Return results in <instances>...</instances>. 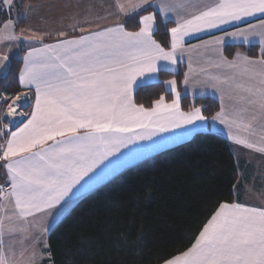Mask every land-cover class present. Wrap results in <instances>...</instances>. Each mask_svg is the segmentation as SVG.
<instances>
[{"label":"snow or ice","instance_id":"obj_1","mask_svg":"<svg viewBox=\"0 0 264 264\" xmlns=\"http://www.w3.org/2000/svg\"><path fill=\"white\" fill-rule=\"evenodd\" d=\"M12 2L0 0V6L10 12ZM145 5L156 7L152 0L117 7L129 15ZM178 7H184L182 0L176 5L161 2L159 15L176 14ZM247 18H255L257 23ZM155 21L156 15L150 13L140 16L138 31L116 24L56 43L41 41L40 47L26 52L19 83L35 90L34 105L27 123L11 132L5 145H0V160L5 162L3 167L11 185L9 193L0 188V199L7 196L14 200L19 219L39 212L51 216V210L61 202L71 201L104 182L127 163L121 150L129 149V145L189 125L193 128L186 131H195L196 123L207 119L199 107L181 110L174 79L164 82L174 95L170 103L163 95L150 108L133 100L134 90L157 83L156 74L177 63L176 53L184 37L243 21L247 22L246 28L225 31L212 43L223 44L226 37L243 38L244 43H249L250 36H260L264 49V0H216L190 18L178 19L168 30V50L153 38ZM13 24L9 19L4 27ZM0 35L17 41L34 39L16 36L14 27L12 33ZM8 61V55L0 57L3 67L8 66ZM215 67L225 71L210 77L214 86L244 107L230 117L222 97L221 111L211 119L245 130L251 129L254 122L264 127V52L258 60L239 55L228 60L221 55ZM0 99L6 102L8 97ZM26 100L27 94L17 95L7 108V116L15 117L20 102ZM229 138L237 144L256 147L239 136L230 134ZM156 146L154 142L152 147ZM256 150L264 152V146ZM139 155L136 149H129V157ZM6 220H11V215L0 207V264H14L11 257L16 255L15 250L9 246L11 256L6 254L4 238L23 229L6 225ZM164 264H264V207L221 203L191 247L166 259Z\"/></svg>","mask_w":264,"mask_h":264},{"label":"trees","instance_id":"obj_2","mask_svg":"<svg viewBox=\"0 0 264 264\" xmlns=\"http://www.w3.org/2000/svg\"><path fill=\"white\" fill-rule=\"evenodd\" d=\"M46 1L53 0H17L11 10L18 14L27 4ZM149 12L146 7L130 14L123 21L125 28L136 31L140 16ZM9 16L0 6V26ZM172 26L156 15L154 38L166 50ZM237 49L251 57L262 55L257 46H226V56L231 57ZM22 65V58L11 59L0 78V97L20 93ZM184 73V66L177 73L160 71L157 83L135 92V103L150 108L161 95L172 101L164 82L176 80L182 94ZM180 106L185 112L199 107L207 119L220 109L218 101L209 96L191 99L183 95ZM238 178L231 144L220 134L197 132L83 195L48 234L52 264H163L191 247L221 203H233L240 197Z\"/></svg>","mask_w":264,"mask_h":264},{"label":"crops","instance_id":"obj_3","mask_svg":"<svg viewBox=\"0 0 264 264\" xmlns=\"http://www.w3.org/2000/svg\"><path fill=\"white\" fill-rule=\"evenodd\" d=\"M15 1L17 0H13L12 6ZM137 2L138 0H55L36 4H27L19 11L20 15L22 14L23 17L20 22V29L22 31L25 30L24 34L26 37H34V39L31 41L24 40L22 45L19 46V58H22L23 60L24 55L31 47H40L41 41L43 43H56L59 40L72 39L80 35L88 34L92 31L101 30L104 27L123 24L124 19L130 14L125 15L122 13L117 5L123 4L127 8L130 7L131 4ZM152 2L156 5V7L153 8L145 5L144 8L148 7L151 9V12L146 13L145 15L152 13L159 16L163 22H169L168 17H170V22L173 24L172 27H174L175 22L178 19L190 18L191 15L197 14L205 6L214 4L216 0H182L184 7H178L176 14L170 12L167 16L159 15V4L164 2L176 5L180 3L181 0H152ZM65 5H67V7H65ZM83 15L87 16L83 17ZM61 16L63 18L59 20V17L61 18ZM247 19L251 23H257L255 18ZM236 27L246 28L247 22H235L232 25H224L220 29L205 30L184 37L185 42L176 53L177 63L175 65H168V70H161L170 73H177L179 67L184 66L185 73L182 82L183 91L182 94H180V99L183 95L188 96L191 99L209 96L218 101L220 105L218 112H220L223 97V106L226 110V115H229L230 117L237 113L239 109L244 107L242 103H239L234 99L230 100L228 98V94L218 91L214 86L215 81L210 78L212 75H217L225 71L223 68L215 67L216 63L219 62L221 55L226 57L228 60H232L237 55L241 57L247 56L256 60L261 58L248 56L241 49H237L231 57H228L225 54L226 46H257L260 48V51L264 52V49L261 48L259 43L260 36H250L249 43H244L243 38L233 39L232 37H226L224 43L220 45L212 43L215 37L224 35L225 31H235ZM138 29L136 31H138ZM155 30L156 21L154 25V33ZM257 31H261V29L257 28ZM61 33H64V35H61ZM159 63L166 64L167 62L160 61ZM189 65H191V68ZM23 66L24 60L22 68ZM159 72L156 74L158 76V81ZM186 73L188 74L187 84H185ZM164 88L166 91L171 92L170 86H166L165 83ZM136 91L137 90H134L133 92V100ZM21 94H27V100L20 102L21 106L17 107V115L14 118L6 115L8 125L2 127L5 134L3 135L4 138L0 145H5L11 132L17 131L20 127H23L30 117L35 101V90L21 86V91L17 95ZM171 94L174 99L172 92ZM17 95L12 97L10 104H12V101ZM247 115L248 114H245V116ZM9 119L13 120L12 123ZM192 128L193 126L189 125L186 126V128L173 129L170 132L159 133L154 136L152 140L138 141L133 145H129V149H136L140 153V155L135 158L128 156L129 149H122L121 152L125 154L127 163L123 167L119 168L113 175L108 177L104 182L121 172L123 169L144 160L163 149L190 139L197 132L210 131L222 135L234 149L236 163L239 168V178L236 191H239L240 189L242 191L240 197L234 202L243 203L247 206L264 207V152L256 150V147L264 146V127H262L259 123L254 122L251 129L245 130L235 126L229 127L227 124H221L219 120L213 121L210 118L206 119L204 122H197L195 125V131H186V129L191 130ZM230 134L246 139L249 143L256 145V147L249 148L243 144H237L233 139L229 138ZM170 137H175V139H169ZM154 142L158 146L152 147ZM0 155H2V152H0ZM0 163V182L10 185L9 175L7 170L3 167L5 162L0 160ZM102 183L96 185L91 190ZM91 190L83 192L71 201L61 202V205H58L56 209L51 210V216H49L47 212H39L27 217L25 220H21L15 215L14 200L7 196L0 199V207H2L8 215H11V220L5 221L6 225H15L18 229L22 228L24 231V229H26V227L30 224H40L39 232H41L43 236L49 234L52 227L68 212V210L83 195ZM23 231H17L15 235L11 237V240H16L15 243L12 244H17L19 246L17 240L21 238V233ZM4 239L6 251L8 237L5 236Z\"/></svg>","mask_w":264,"mask_h":264},{"label":"rangeland","instance_id":"obj_4","mask_svg":"<svg viewBox=\"0 0 264 264\" xmlns=\"http://www.w3.org/2000/svg\"><path fill=\"white\" fill-rule=\"evenodd\" d=\"M7 14H11L9 18L14 22V24L9 25L7 29H5L4 24L6 21L1 22L0 34L5 33V32L12 33L13 27H14L16 36L18 37L26 36L24 34L25 30L22 31L20 29V21H22L23 19L22 14L21 15L20 13L17 14L13 10H11L10 12L7 10ZM86 16L87 15H83V17H86ZM62 18H63L62 16L61 18L59 17V20H61ZM78 18H81V17H78ZM23 42L24 40H20V41L10 40V39L4 38L3 35H0V57H2L3 55L9 56V61L7 62L8 66L12 58L14 59V58L20 57L19 46L22 45ZM8 66L3 67L2 65H0V78L6 73ZM11 100L12 98H8V100L5 102L3 99H0V143L3 141V138H4L3 135L5 134L4 133L5 131H3L2 127H5L8 125L6 115H7V108L9 104L11 103ZM10 121L12 123L13 120H10ZM39 226L40 224L28 225L26 229H24V231L21 233L22 234L21 238L17 240V243L19 244V246L17 244H12V243H15L16 240H11V237L10 238L8 237V242H7L8 245L6 246L5 252L6 254L11 256V254L8 252V248L9 246L14 248L16 255L14 257H11L14 264H52L51 256H50L49 249H48V240H47L48 234L42 236L41 232H39V228H40ZM21 241L23 243H21ZM36 241H38V243H35ZM45 244L47 245L46 248H45ZM22 251H23V255H21ZM33 253H35L34 257H33Z\"/></svg>","mask_w":264,"mask_h":264},{"label":"built area","instance_id":"obj_5","mask_svg":"<svg viewBox=\"0 0 264 264\" xmlns=\"http://www.w3.org/2000/svg\"><path fill=\"white\" fill-rule=\"evenodd\" d=\"M0 188L3 189L4 193H8L11 190V186L9 184H4L0 182Z\"/></svg>","mask_w":264,"mask_h":264}]
</instances>
